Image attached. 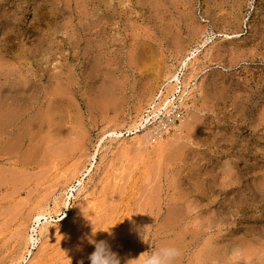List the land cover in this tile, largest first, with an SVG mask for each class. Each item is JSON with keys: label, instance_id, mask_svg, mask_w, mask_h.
<instances>
[{"label": "rangeland", "instance_id": "374dc122", "mask_svg": "<svg viewBox=\"0 0 264 264\" xmlns=\"http://www.w3.org/2000/svg\"><path fill=\"white\" fill-rule=\"evenodd\" d=\"M263 120L264 0H0V264H264Z\"/></svg>", "mask_w": 264, "mask_h": 264}, {"label": "built area", "instance_id": "2783aa9c", "mask_svg": "<svg viewBox=\"0 0 264 264\" xmlns=\"http://www.w3.org/2000/svg\"><path fill=\"white\" fill-rule=\"evenodd\" d=\"M178 81L174 82L172 91L164 97V91H159L153 104L149 106L143 120H147L146 125L151 124L157 131H168L183 118L182 102L186 92L182 83V77L178 74ZM163 106V107H162ZM157 114V117L155 115Z\"/></svg>", "mask_w": 264, "mask_h": 264}, {"label": "bare ground", "instance_id": "6f19581e", "mask_svg": "<svg viewBox=\"0 0 264 264\" xmlns=\"http://www.w3.org/2000/svg\"><path fill=\"white\" fill-rule=\"evenodd\" d=\"M6 1V0H5ZM10 1V0H9ZM13 1V0H12ZM8 2V1H7ZM106 14V13H105ZM6 28H7V26H6ZM194 53V52H193ZM192 53V54H193ZM194 55V54H193ZM186 60V59H185ZM185 62V61H184ZM183 66V65H182ZM186 66V65H185ZM178 74L176 75V77H175V82H177L178 81ZM220 91V90H219ZM2 107V106H1ZM163 107V106H162ZM155 117H157V114L155 115ZM142 119V118H141ZM142 121V120H141ZM144 122H139V123H137L135 126H134V130L135 131H131V134H138V133H140L143 129H144V126L142 125L143 123H148V121L147 120H143ZM261 122V121H260ZM263 122H264V120H263ZM3 124V123H2ZM134 124V123H133ZM260 124V123H259ZM1 125V124H0ZM133 127V126H132ZM177 127V126H176ZM191 127V126H190ZM131 129V128H130ZM261 129V128H260ZM129 131V130H128ZM192 132V131H191ZM180 133V132H179ZM149 135V134H148ZM190 135V134H189ZM158 136V135H157ZM216 136V135H215ZM156 137V136H155ZM220 137V136H219ZM193 139V138H192ZM215 139V138H214ZM223 139V138H222ZM220 140H221V137H220ZM227 140V139H226ZM194 142H195V140H193ZM223 141V140H222ZM221 141V142H222ZM228 141V140H227ZM241 143V142H240ZM223 146V145H222ZM224 147V146H223ZM219 148V147H218ZM243 148V147H242ZM245 150V149H244ZM256 152V151H255ZM245 159V158H244ZM192 175V174H191ZM82 183L80 182V181H78V185L80 186ZM81 189H83V187L82 188H80V190ZM79 190V191H80ZM78 192V191H77ZM66 216H63L62 218H59V219H57L56 221H60V220H62L63 218H65ZM43 220V222L41 223V221ZM36 222H37V224L38 225H41L42 224V226H41V230H43L44 229V225H46L47 226V220H46V217H41V218H37L36 219ZM34 230V229H33ZM40 230V231H41ZM34 234V233H33ZM34 237V236H33ZM32 237V238H33ZM30 238V237H29ZM30 241V240H29ZM37 241H38V239L37 240H35V239H33V243H37ZM36 246V245H35ZM32 249V248H31Z\"/></svg>", "mask_w": 264, "mask_h": 264}]
</instances>
